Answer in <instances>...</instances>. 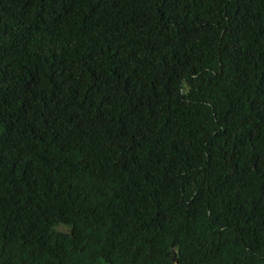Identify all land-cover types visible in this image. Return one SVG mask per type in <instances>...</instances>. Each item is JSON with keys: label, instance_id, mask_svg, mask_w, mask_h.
Here are the masks:
<instances>
[{"label": "trees", "instance_id": "1", "mask_svg": "<svg viewBox=\"0 0 264 264\" xmlns=\"http://www.w3.org/2000/svg\"><path fill=\"white\" fill-rule=\"evenodd\" d=\"M0 264H264V0H0Z\"/></svg>", "mask_w": 264, "mask_h": 264}]
</instances>
